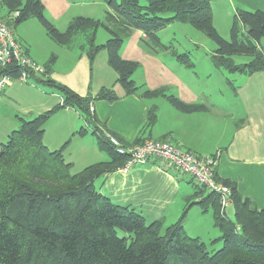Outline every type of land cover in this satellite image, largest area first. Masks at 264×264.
Listing matches in <instances>:
<instances>
[{
    "label": "trees",
    "instance_id": "1",
    "mask_svg": "<svg viewBox=\"0 0 264 264\" xmlns=\"http://www.w3.org/2000/svg\"><path fill=\"white\" fill-rule=\"evenodd\" d=\"M103 1L108 7L103 21L78 15L60 30L46 15L42 0H0L6 17L17 12L8 22L13 28L35 18L50 38L66 46H72L80 34L81 40L74 45L86 50L90 63L98 50L106 48L108 64L123 89L118 93L109 86L94 95H81L51 77L52 59L42 64L43 73H28V83L48 86L49 92L59 95L61 101L41 113L19 116V125L0 142V264H264V207L258 208L251 198L241 195L236 182L219 177L217 172L214 178L230 189L233 219L226 208H221L218 191L200 185L192 177L193 192L185 197L184 211L168 225H163L160 218L147 223L140 212L102 194L96 185L98 180L120 169L129 158L128 153L115 148L106 131L117 137L123 147L140 140L136 136L124 140L90 111L95 100L113 101L131 93L142 98L163 96L184 113L207 110L206 104L185 102L166 86L136 84L132 73L139 63L121 56L124 38L139 29L145 34L142 45L151 52L169 50L191 66L188 52H175L157 33L172 22L190 23L214 42L211 58L217 68L250 74L264 70V11L237 8L229 37L224 38L213 23L212 0H145L142 4L139 0ZM99 25L110 35L96 44ZM234 55H248L251 59L239 64L234 62ZM0 71L12 78L20 74L15 64ZM63 107L80 113L85 123L75 133L82 135L91 130L106 155L77 172H72V163L63 156L69 140L50 149L43 139L46 121ZM155 120V109L149 107L141 129H151ZM194 204L204 210L210 206L219 227L220 234L212 242L221 245L212 252L199 236L184 228V215Z\"/></svg>",
    "mask_w": 264,
    "mask_h": 264
},
{
    "label": "crops",
    "instance_id": "2",
    "mask_svg": "<svg viewBox=\"0 0 264 264\" xmlns=\"http://www.w3.org/2000/svg\"><path fill=\"white\" fill-rule=\"evenodd\" d=\"M86 1L94 0H42V3L44 10L50 15V18L58 20L68 10L70 6L68 2L78 3ZM237 8L260 9L264 11V0H212L213 22L218 32L224 38L229 37L231 22ZM4 11L6 9L0 3V12ZM19 24L13 28L15 37L24 46L27 54L33 58L25 40L16 31ZM65 27L57 28L63 30ZM109 35L108 33V37ZM142 37H145V34L141 30L133 29L124 38L120 47V54L123 58L137 60L139 63L136 70L132 73V78L136 84H145L149 88L166 86L169 89L172 86L174 87L172 93L179 96L183 101L204 103L208 109L184 113L174 108L178 113L182 114L183 119H190L187 123V134L184 131H178L175 125L172 129L164 127L163 130L154 131L153 126L158 120V99L167 101L163 96L142 98L131 93L122 95L113 101L98 99L90 104V111L95 113L99 121L108 129L124 138V140L130 141L134 136L140 141L146 138L158 139L166 136V138L177 143L180 140L184 145L182 139H185L187 140V145L183 146L179 143L181 148L192 151L196 156L203 158L208 155H217V174L221 178H228L236 182L237 189L242 196L251 198L258 208H263L264 70L255 71L250 74L239 71L230 72L233 73V79L237 82L230 83L226 78V82L228 81L231 86V93H222L215 101H212L207 93H200V91L198 93L197 82H189L188 79H184L174 70L175 65L172 62L165 61L159 56V52H151L147 47L142 45ZM167 44L172 45L171 42H167ZM75 46L77 45L72 47ZM72 47L70 50L76 52ZM77 47L80 50L79 53L78 51L76 53L72 52V56L67 57L69 62L76 59V62L72 66H69L67 70L57 69L56 65L58 63L53 62V59L50 58L52 59L50 67L53 79L66 84L81 95H94L100 88L108 87L116 81L117 73L108 64L107 53L104 55V60L107 62H104L101 60V56L97 55L99 53L98 50L90 66L86 50L80 46ZM213 53L214 50L210 54L211 61ZM232 58L235 63L239 64L251 59L248 55H234ZM237 58L242 59L237 61ZM13 81L16 84L23 82L18 79H13ZM10 83L11 81L8 82L6 87ZM13 84L11 83L7 90L5 87L4 92H2L3 95L6 92V97L10 96L9 93H12ZM28 85L31 88L35 87L30 83ZM203 87L206 89L205 86ZM60 101L61 97L55 93L36 94L33 97L32 103L27 105L26 112L28 114L41 113ZM149 107H154L156 120L151 129H141L146 120V110ZM208 114L216 118L214 121V132L210 133L209 142H207L208 134L201 136L196 133L197 131L203 132L206 123L202 119H205ZM84 123L83 117L77 110L63 107L54 111L44 125L43 139L49 148H59L65 141L69 140L63 150L64 156L67 154L65 160L70 161L72 168H74L79 156L78 171L92 163L85 165V162H90L91 160L95 162L106 157L104 151L98 147L96 136L91 130L82 135L75 133ZM95 156L96 159H94ZM169 167L171 166L163 160L150 158L145 162L134 164L126 171L118 169L107 174L102 180H98L96 185L99 191L114 203L129 206L140 212L145 217L147 223L160 218L164 224L165 220L161 218L164 214L163 209L168 207V201L176 193L180 184L178 178L171 173ZM177 172L187 176H184L185 183H191V176L179 171ZM192 192L193 185L191 189L188 186V192L183 196V206L187 201L185 197L192 194ZM151 196L159 197L162 201L159 204H154L150 200ZM167 211L171 212V208L167 209ZM170 223L172 221L164 225ZM184 228L189 234L199 236L190 232L185 225Z\"/></svg>",
    "mask_w": 264,
    "mask_h": 264
},
{
    "label": "rangeland",
    "instance_id": "3",
    "mask_svg": "<svg viewBox=\"0 0 264 264\" xmlns=\"http://www.w3.org/2000/svg\"><path fill=\"white\" fill-rule=\"evenodd\" d=\"M139 2L142 4L145 3V0H139ZM68 3H70L68 10L58 20L50 18V15L45 11L46 15L50 18V20L56 27L64 28L72 17L78 16L80 14L93 16L102 21L104 20L107 5L103 0H94V1H86V2H78V3L68 2ZM15 16L12 14L6 17V11L2 13L0 12V20H2L3 22L7 21L8 23ZM16 31L17 33L19 32L23 37V39L25 40L26 44L31 50L30 51L31 55L33 56L36 62L43 64L48 59L52 58L53 62L58 63L56 65V68L60 70H67L69 66H72L76 62V59L71 60V62H69L67 57L72 56V52H75V51H71L70 48L74 46L77 40H81L80 34L76 35L74 40L71 42L72 46H64L57 44L45 33L44 28L35 18H28L22 21L19 24V27L16 28ZM157 33L161 41L166 43L167 42L172 43L175 52L177 53L188 52V55L192 62L191 66L182 63L180 61V58L170 51H166V52L159 51V56L162 57L167 62L170 63L172 62L175 65L174 70L184 79H188L189 82H193V81L197 82L198 93L199 91L200 93H207L208 97L211 98L212 101H215L219 96L222 95V93H227V94L231 93L230 90L231 86L228 83V81H230V83L232 82L237 83V82L236 80L233 79V73H230L224 69H218L213 65V62L210 59V54L213 52L215 48V44L207 35H205L202 31H200L196 27L192 26L190 23H182L177 21L167 24L164 28L158 30ZM95 37H96L95 38L96 43L104 42L108 37V32L102 25H99L96 30ZM262 46L264 47V41H262ZM72 48H74L76 52L78 51L79 53L80 50L77 46ZM100 50L99 53H97V55L101 56V60L107 62L106 60H104V55L105 53H107L106 48H101ZM236 56H241V55H236ZM94 58L91 64L89 62L90 66L93 63ZM240 59L242 58H237L236 60L239 61ZM226 78L228 79L227 82H226ZM10 81L11 83H14L11 89L12 93L11 94L9 93L10 96L6 97L7 94L6 92L4 95L3 93L0 94V142L6 139L7 133L11 130L10 129L11 127L15 125H16L15 127H17L19 125L20 123L19 116L28 115V113L26 112L28 108L27 105L32 103L34 95L50 93L49 92L50 88L46 85H42V84L34 85V83L31 81V83H33V85L35 86V87L32 86L33 88H31L29 87L30 85H28L29 83L18 82L16 84V82L13 81V79ZM9 85L6 87V90L9 88ZM109 86H112L118 93H120L123 90L117 81L113 82V84ZM203 86H205L207 90ZM169 90L171 92L174 91V87L172 86L169 87ZM158 97H162V96H158ZM53 100L56 101L55 98H53ZM158 105H159V111L157 114L158 120L156 124L153 126L154 131L163 130L164 127H166V129H172L173 126L175 125L178 131H184L187 134V123L190 119L188 120L183 119L182 114L178 113L176 109H174V107L168 101L158 99ZM202 120L203 122L206 123V126L203 132L197 131L196 133L201 136H206L208 134L207 142H209L210 133L214 132V127H215L214 121L216 120V118L213 115L208 114L207 117H205V119L203 118ZM212 137H213V133H212ZM161 138H158L157 140H165L167 143L175 146L180 150L190 151L188 149L181 148V145L183 144L180 140L179 143L181 145L177 142L172 141L169 138H166V136H162ZM148 139H154V138H146L143 141ZM143 141H139L134 145L140 144ZM182 141L184 143L183 146L187 145V140L182 139ZM52 149H56V148H52ZM208 156H205L203 158H206ZM66 157L67 154H65L64 158ZM209 158L214 160V168L216 172L215 166L217 165L218 157L217 155H210ZM78 159L74 168H71L72 172L78 171V165H79ZM94 159H96V156ZM93 161L94 160H91L90 162H85V165L91 162L93 163ZM169 168L171 169L170 170L171 173L178 178L180 184L178 185V190L176 191V193L173 192L174 195L168 201V207H165L163 209L164 214L161 218L165 220L164 224H166L167 222L176 221L177 219L180 218L186 204L184 203V206L182 205L183 196L188 192V186L189 189H191L192 187V182L190 184L184 182L185 175L178 173L174 167L172 168V166ZM216 182L219 183L220 181L217 180ZM150 200L154 204H159L162 201L159 197L156 196H151ZM229 204L226 205L225 207L226 212L229 215V217L233 219L234 207L232 203ZM169 208H171V212L167 211V209ZM173 208H175V210H173ZM211 210L212 209L210 206H208L206 210H204V207L194 204L186 211L183 218L184 225L187 227V229L190 232L199 235L201 240L205 242L206 247L210 252L214 251V249H217L221 245L220 243L212 242V239L216 238L217 235L220 234V230L219 227L214 223Z\"/></svg>",
    "mask_w": 264,
    "mask_h": 264
},
{
    "label": "built area",
    "instance_id": "4",
    "mask_svg": "<svg viewBox=\"0 0 264 264\" xmlns=\"http://www.w3.org/2000/svg\"><path fill=\"white\" fill-rule=\"evenodd\" d=\"M13 15H17V12ZM14 64L20 69V74L17 77L12 78L0 71V94L10 80L18 79L28 82L29 72H44V66L32 59L21 42L15 37L13 27L7 21L0 20V70ZM105 134L119 152L129 154V158L120 169L126 171L133 164L145 162L150 158L163 159L179 172L191 176L200 185L218 191L221 208H225L226 205L231 203L230 189L221 182L217 183L214 178L213 159L209 157L200 158L191 151L180 150L165 140L148 139L140 144L123 147L117 137L107 131Z\"/></svg>",
    "mask_w": 264,
    "mask_h": 264
},
{
    "label": "bare ground",
    "instance_id": "5",
    "mask_svg": "<svg viewBox=\"0 0 264 264\" xmlns=\"http://www.w3.org/2000/svg\"><path fill=\"white\" fill-rule=\"evenodd\" d=\"M126 155V154H125ZM216 167V166H215Z\"/></svg>",
    "mask_w": 264,
    "mask_h": 264
}]
</instances>
